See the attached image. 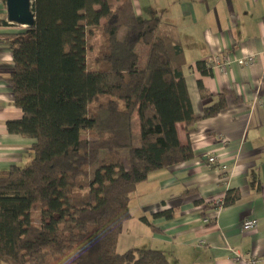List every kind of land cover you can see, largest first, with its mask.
<instances>
[{
  "label": "trees",
  "instance_id": "trees-1",
  "mask_svg": "<svg viewBox=\"0 0 264 264\" xmlns=\"http://www.w3.org/2000/svg\"><path fill=\"white\" fill-rule=\"evenodd\" d=\"M32 10L33 26L5 35L14 60L7 82L23 110L7 129L35 142L29 164L0 171V264H59L67 256L65 264H173L163 249L118 251L132 195L151 172L195 157L177 124L190 136L201 117L227 107L226 93L196 115L182 44L160 32L159 16L140 18L132 0H33ZM97 28L99 69L91 70L88 39ZM140 42L149 46L143 66ZM198 68L212 73L206 61ZM239 197L228 190L221 205Z\"/></svg>",
  "mask_w": 264,
  "mask_h": 264
},
{
  "label": "crops",
  "instance_id": "crops-1",
  "mask_svg": "<svg viewBox=\"0 0 264 264\" xmlns=\"http://www.w3.org/2000/svg\"><path fill=\"white\" fill-rule=\"evenodd\" d=\"M110 1L115 6L121 2ZM132 1L140 18L159 16L160 32L173 33L182 44L195 114L202 115L221 93H226L227 107L215 116L201 117L190 136L185 122L177 124L180 141L192 144L195 157L155 170L138 184L118 251L163 249L173 264H264V0ZM0 19L8 21L0 24L3 171L31 162L35 138L7 129V121L22 118L23 110L15 105L7 82L14 60L5 35L24 26L8 20L6 0H0ZM251 56L253 62L239 63ZM200 61L212 66L211 74L200 71ZM200 84L209 97L203 98ZM211 156H217L227 170L211 163ZM231 189L240 192L238 200L220 205ZM165 210H173L174 216L155 217ZM247 218H258V227L244 230ZM232 250L239 260L233 258Z\"/></svg>",
  "mask_w": 264,
  "mask_h": 264
},
{
  "label": "rangeland",
  "instance_id": "rangeland-1",
  "mask_svg": "<svg viewBox=\"0 0 264 264\" xmlns=\"http://www.w3.org/2000/svg\"><path fill=\"white\" fill-rule=\"evenodd\" d=\"M126 31V28H123L121 31H120V37L123 36V34L125 33ZM89 51H88V61H89V69L91 70H98L99 67L98 65L96 64L95 62V58H96V55L98 53V50H99V45H100V31L99 29H95L90 35H89ZM137 49H138V52L140 54V57H139V62L141 63H145V58H146V55H147V52H148V49H149V46L144 43V42H140L137 46ZM138 121V120H137ZM137 131L140 130V125L137 127ZM127 156V152L125 151V157ZM40 214V209L35 206L33 208V215H34V218H35V221L37 223H39V215ZM70 259H71V256H67V257H64L63 259H60L58 261L59 264H65V263H69L70 262ZM6 264V263H4Z\"/></svg>",
  "mask_w": 264,
  "mask_h": 264
},
{
  "label": "water",
  "instance_id": "water-1",
  "mask_svg": "<svg viewBox=\"0 0 264 264\" xmlns=\"http://www.w3.org/2000/svg\"><path fill=\"white\" fill-rule=\"evenodd\" d=\"M33 0H6L8 20L21 26H33L36 22L32 10Z\"/></svg>",
  "mask_w": 264,
  "mask_h": 264
},
{
  "label": "built area",
  "instance_id": "built-area-1",
  "mask_svg": "<svg viewBox=\"0 0 264 264\" xmlns=\"http://www.w3.org/2000/svg\"><path fill=\"white\" fill-rule=\"evenodd\" d=\"M253 60H254V59H253V57L251 56V57H249V58H243V59H240V60H239V63L242 64V65H246V64H249L250 62H253ZM209 161H210L211 163H218L223 171L227 170V165L224 164V163H222V162L217 158V156H211V157L209 158ZM221 202H222V200H221L220 203H219L220 205H221ZM258 225H259V219H258V218H247V219H245V220L243 221V223H242V228H243L244 230H246V231H247V230H253V229L257 228ZM232 252H233V258H234L235 260H239V259L241 258L240 255H239L236 251H233V250H232Z\"/></svg>",
  "mask_w": 264,
  "mask_h": 264
},
{
  "label": "clouds",
  "instance_id": "clouds-1",
  "mask_svg": "<svg viewBox=\"0 0 264 264\" xmlns=\"http://www.w3.org/2000/svg\"><path fill=\"white\" fill-rule=\"evenodd\" d=\"M8 59H10V57H8Z\"/></svg>",
  "mask_w": 264,
  "mask_h": 264
}]
</instances>
